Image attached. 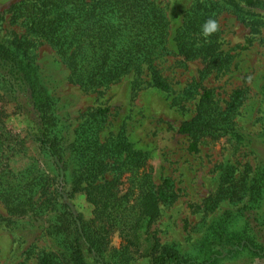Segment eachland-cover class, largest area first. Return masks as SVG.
Segmentation results:
<instances>
[{"label":"trees","instance_id":"1","mask_svg":"<svg viewBox=\"0 0 264 264\" xmlns=\"http://www.w3.org/2000/svg\"><path fill=\"white\" fill-rule=\"evenodd\" d=\"M222 4L241 8L237 0L198 2L185 11L173 38L165 9L155 0H21L11 12L14 20L23 19L31 35L56 50L71 80L84 90L107 88L130 77L133 90L149 86L168 91L170 85L158 62L173 52L185 60L202 59L206 70L223 68L228 62L220 49V31L207 42L200 34L209 17L217 20ZM2 38L0 81L6 80L9 90L4 93L0 88V201L11 216L47 219L65 255L44 254L40 264H87V259L91 264H111L112 260H104L111 234L120 232L126 253L134 240L139 241V233L159 217V204L171 201L172 182L166 178L156 185L148 154L134 148L124 129L107 130L109 107L86 113L74 139L66 143L54 83L29 55V43ZM195 84L184 89L183 96H189ZM18 91L31 101L38 131L32 142L48 158L49 170L28 154L26 137L9 127L13 112L7 105ZM240 98L236 91L222 110L214 90L201 89L196 116L179 128L191 138L192 150L201 137L220 130ZM225 177L219 198L237 206L227 210L222 220L214 219L199 239L197 254L184 260L175 246H165L152 263L264 259V234L252 226L253 222L264 224V183L261 177H252L249 183L230 173ZM77 192L93 207L91 219L73 210L69 200ZM84 244L90 257L84 253ZM111 259L114 264H127L116 255Z\"/></svg>","mask_w":264,"mask_h":264},{"label":"rangeland","instance_id":"2","mask_svg":"<svg viewBox=\"0 0 264 264\" xmlns=\"http://www.w3.org/2000/svg\"><path fill=\"white\" fill-rule=\"evenodd\" d=\"M20 1L0 0V35L3 41L29 43V55L54 83L65 142L74 139L86 113L109 107L107 130L124 129L134 148L148 154L156 185L166 178L173 185L171 201L159 204V217L139 233V241L134 240L123 253L125 239L118 230L114 231L104 260L110 259L114 264L111 257L116 255L127 264H154L152 258L165 246H175L184 260H190L214 219L222 220L227 210L237 206L219 198L226 174L236 179L245 177L248 183L252 177H261L264 183V0H237L239 9L222 4L217 21L220 49L228 60L223 68L206 70L202 59L185 60L174 52L160 60L158 66L170 85L168 91L149 86L133 90L130 77L107 88L84 90L71 80L70 71L56 50L31 35L23 19H13L11 7ZM155 1L165 9L173 38L185 11L203 0ZM171 49L176 50L173 41ZM194 82L189 96H183L184 89ZM7 85L6 80L0 81L4 93L9 90ZM202 88L214 90L222 110L236 91H240L241 98L229 119L222 120L220 130L201 137L197 149L192 150L191 138L179 128L196 116ZM15 96L7 105L8 111L13 112L8 118L9 127L26 137L28 154L39 159L42 169L49 170L48 158L39 144L32 142V135L38 131L31 101L20 91ZM69 202L85 219L93 217V207L81 192L74 193ZM252 226L264 234V224L253 222ZM82 248L90 257L87 246ZM47 253L65 255L48 228L47 219L11 216L0 201V264H40V257ZM223 264H264V259H254L252 263L238 259Z\"/></svg>","mask_w":264,"mask_h":264},{"label":"clouds","instance_id":"3","mask_svg":"<svg viewBox=\"0 0 264 264\" xmlns=\"http://www.w3.org/2000/svg\"><path fill=\"white\" fill-rule=\"evenodd\" d=\"M220 30V24L216 19L209 17L202 25H201V36L205 38L207 42V38L217 33ZM199 43H197L196 47H199Z\"/></svg>","mask_w":264,"mask_h":264}]
</instances>
